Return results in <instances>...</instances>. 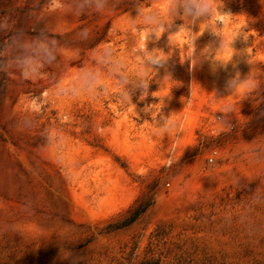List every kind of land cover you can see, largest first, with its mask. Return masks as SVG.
Returning a JSON list of instances; mask_svg holds the SVG:
<instances>
[{
  "label": "rangeland",
  "instance_id": "obj_1",
  "mask_svg": "<svg viewBox=\"0 0 264 264\" xmlns=\"http://www.w3.org/2000/svg\"><path fill=\"white\" fill-rule=\"evenodd\" d=\"M80 2L0 0L9 25L0 31V264H70L69 251L76 264H264V204L252 202L264 193V2L222 0L220 16L208 17L198 53L207 45L211 57L237 33L226 69L180 63L189 38L179 19L147 42L168 56L148 81L166 95L159 110L151 95L126 103L118 82L134 79L142 56L131 20L143 7L162 21L168 0H108L103 12H81ZM40 32L60 54L25 79L11 41ZM99 49L117 64L96 62ZM89 66L102 74L91 93L60 90ZM251 80L257 88L240 99ZM171 115L183 126L179 147L152 131Z\"/></svg>",
  "mask_w": 264,
  "mask_h": 264
},
{
  "label": "clouds",
  "instance_id": "obj_2",
  "mask_svg": "<svg viewBox=\"0 0 264 264\" xmlns=\"http://www.w3.org/2000/svg\"><path fill=\"white\" fill-rule=\"evenodd\" d=\"M264 0H261V3ZM108 0H81L78 5L79 11H84L86 8H92L96 12H103L107 7ZM222 6V0H168L165 5L166 13L163 14V20L159 19L161 14L154 9L141 7L137 15L131 20L132 25L140 26V45L142 56L139 57L138 71L135 73L134 79L131 81H120L119 91L126 103L131 104V96L133 93L139 98H145L148 95L159 97L160 102L153 104L152 107L159 110L163 104V97L166 95H158L159 91L149 92L148 81L151 80L158 70L156 66L164 65L168 60V56L163 50L150 48L147 42L152 38H159L161 34L166 33V24L173 23L179 19L182 23L179 26V33L187 36L188 49L185 56L180 60L183 64L188 62L189 72L193 71L205 61L208 62L210 70L215 72L217 69H226L228 64L232 62L235 49L232 47L233 41L237 33L233 32L227 36L215 50L214 54L209 57V46L197 52L195 41L206 30H208V17H219L218 9ZM9 25L7 20H0V31L8 30ZM214 31V30H213ZM82 36L87 38L88 30L82 31ZM176 34L168 35L169 42L175 41ZM11 46L16 49V54L11 63L20 71L25 79H32L40 74V71L47 65H51L57 60L60 54V49L57 40L40 32L36 35L24 37L23 34L17 33L16 37L11 41ZM94 60L99 64H104L111 60L115 64V60L106 54L105 49H99L94 53ZM235 66V64H233ZM112 71H118V68L113 67ZM126 75V74H125ZM101 72L96 67H84L76 74L71 82H65L60 85V90L68 89L76 94L91 93L96 85L101 81ZM173 80L171 72L164 75L163 82ZM239 83L237 79L228 80V87L235 93L236 85ZM257 84L254 80L249 82V89L240 95V99L249 96L255 89ZM158 105V107H156ZM222 112L236 111V105L225 104L220 107ZM264 114V113H262ZM227 126V123L220 120ZM152 131L157 136L168 134L173 136L179 147V137L177 133L183 130L182 123L176 120L172 115L162 117V122L154 123ZM253 204H264V193H258L252 199ZM64 258L70 260V264H76V259L72 257L71 252L63 255Z\"/></svg>",
  "mask_w": 264,
  "mask_h": 264
},
{
  "label": "trees",
  "instance_id": "obj_3",
  "mask_svg": "<svg viewBox=\"0 0 264 264\" xmlns=\"http://www.w3.org/2000/svg\"><path fill=\"white\" fill-rule=\"evenodd\" d=\"M150 206V201L142 202L136 207L128 217H126L120 224L116 226V228L124 227L132 222L136 221Z\"/></svg>",
  "mask_w": 264,
  "mask_h": 264
}]
</instances>
